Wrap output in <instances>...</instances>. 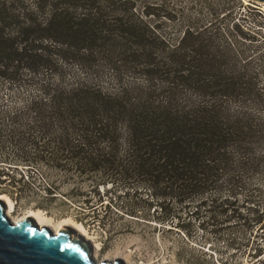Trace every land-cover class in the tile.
<instances>
[{
  "label": "trees",
  "instance_id": "1",
  "mask_svg": "<svg viewBox=\"0 0 264 264\" xmlns=\"http://www.w3.org/2000/svg\"><path fill=\"white\" fill-rule=\"evenodd\" d=\"M199 1L187 15L146 0H0V194L17 205L32 181L19 169L41 166L98 195L118 188L134 197L128 214L190 238L203 207L219 235L232 219L262 223L248 179L264 161L252 107L264 36L241 0ZM179 17L173 39L164 25ZM45 193L58 197L56 181Z\"/></svg>",
  "mask_w": 264,
  "mask_h": 264
},
{
  "label": "rangeland",
  "instance_id": "2",
  "mask_svg": "<svg viewBox=\"0 0 264 264\" xmlns=\"http://www.w3.org/2000/svg\"><path fill=\"white\" fill-rule=\"evenodd\" d=\"M146 1L154 5L163 4L164 9L170 11L184 10L187 15L191 14L190 12L196 15L203 5L199 0ZM241 1L246 6L244 11L250 14L247 23L256 26L255 28L264 36V2ZM248 5L257 9L252 10ZM258 8L261 14L257 12ZM160 13L166 15L167 12L160 10ZM203 13L207 18L210 17L207 9L204 8ZM181 19L179 17L175 22H167L164 25L173 39H176L183 29ZM261 42L258 44V50L252 54L256 57L261 55V67L264 70V37ZM74 69L80 72V68ZM260 80L264 87V71ZM105 82L111 85L113 80L108 78ZM252 104L256 113L262 112L264 93L260 94L257 101L261 106H256L254 102ZM261 151H264V147ZM260 168L259 174L251 180L248 179L249 187L258 202L264 200V161ZM19 170L31 175L32 181L24 186L25 192L23 197H18L20 201L17 205L15 198L10 197L14 204L13 215L21 217L27 209H32L44 212L52 217L54 222L64 216H70L74 220L76 216L83 217L89 225L86 227L90 234L89 244L92 249L97 247L103 258L111 259L108 254L114 251L116 254L114 260L119 264H264V253L255 254L256 248H264V225H261L264 224V219L262 223L252 227H245L243 221L232 219L231 228L219 235L211 224H207L206 208L203 207L200 221L201 223L205 221V228L195 227L192 231L194 238H190L178 228L159 224L152 217H145L144 213L147 211L144 209L139 210L137 217L128 214L126 207L132 203L134 197H131L132 195L117 197L121 193L120 189L117 188V192L109 191L111 185L99 187L101 194L98 195L86 179H68L41 166H34L31 169L21 167ZM52 181H56L60 187L58 197H51L45 193V188ZM66 193H72L73 197L65 195ZM81 193H86V196ZM243 197L245 196L240 198ZM100 198L104 200L103 205L99 203ZM87 199L90 202H87ZM93 204L97 206L89 208ZM150 214H153V211ZM66 230L72 232L73 236L77 233L72 227H67Z\"/></svg>",
  "mask_w": 264,
  "mask_h": 264
},
{
  "label": "water",
  "instance_id": "3",
  "mask_svg": "<svg viewBox=\"0 0 264 264\" xmlns=\"http://www.w3.org/2000/svg\"><path fill=\"white\" fill-rule=\"evenodd\" d=\"M5 208L0 200V264H117L94 259L90 242L73 237L69 230L55 233L49 225H38L33 216L15 222Z\"/></svg>",
  "mask_w": 264,
  "mask_h": 264
},
{
  "label": "bare ground",
  "instance_id": "4",
  "mask_svg": "<svg viewBox=\"0 0 264 264\" xmlns=\"http://www.w3.org/2000/svg\"><path fill=\"white\" fill-rule=\"evenodd\" d=\"M0 200H4V203L6 204V208H5L6 214L15 222L22 220L25 217L33 216L38 225H40L41 227L45 225H49L54 230L55 233L61 232L62 230L66 229L68 226V228L72 227L74 228V231L77 232L76 235L73 237L75 238L82 237L84 238V240H88L90 238V234L88 233L87 229L81 223L75 221L70 216L61 217L54 222L52 217L48 216L42 211L27 209L26 212L21 217H18L13 215L14 204L8 195L0 194ZM98 251L99 250L97 247L95 249H92L91 255L94 259H96L99 262H102L105 259H107L101 257ZM115 256L116 254L114 251H111V253L108 254V257L111 258L110 260H113L114 263L119 264L118 261L114 260Z\"/></svg>",
  "mask_w": 264,
  "mask_h": 264
}]
</instances>
